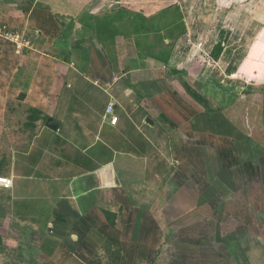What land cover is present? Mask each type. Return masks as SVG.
<instances>
[{"label":"crops","instance_id":"crops-1","mask_svg":"<svg viewBox=\"0 0 264 264\" xmlns=\"http://www.w3.org/2000/svg\"><path fill=\"white\" fill-rule=\"evenodd\" d=\"M151 2L0 0L21 37L0 36L2 264H264L262 67L237 42V65L175 69L170 40L176 74L140 81L154 68L131 58L118 76L84 23Z\"/></svg>","mask_w":264,"mask_h":264},{"label":"rangeland","instance_id":"rangeland-1","mask_svg":"<svg viewBox=\"0 0 264 264\" xmlns=\"http://www.w3.org/2000/svg\"><path fill=\"white\" fill-rule=\"evenodd\" d=\"M173 1L182 6L174 4ZM184 21L193 25L190 33L186 32ZM221 24L222 28L229 32V44L223 45V51L219 54L217 45L209 38L221 36ZM92 33L118 76L122 74L121 69L127 65L129 59L138 58L137 54L149 58L150 67L154 68L152 73L141 71L140 81H149L155 79L154 76L163 77L168 74L165 73L167 70L164 67L170 70V66L174 65L171 62L169 66L167 62L172 47L170 40H179L178 49L181 54L175 62V69L182 65L188 66V61L198 62L201 58L206 60V57L212 62L210 55H221V60L228 65H237L240 52L237 42H241V50L247 51L249 61L253 60V63L260 65L264 73V46L258 45L255 40V36L260 33L264 39V0H152L150 4L143 6H120L116 13L97 18ZM186 34L187 37L192 34L191 39L200 37V40L193 39L191 42L187 38V41L182 43ZM253 36L254 42L256 41L255 48L253 39L250 40ZM225 48L227 51L223 53ZM258 50H261V54ZM218 64L222 67L221 63ZM247 81L264 83V75ZM144 94L143 88H139V95ZM136 96L134 97L138 100ZM137 112L139 114L136 113V117L141 120L143 115H140V111ZM1 262L2 260L0 264Z\"/></svg>","mask_w":264,"mask_h":264},{"label":"built area","instance_id":"built-area-1","mask_svg":"<svg viewBox=\"0 0 264 264\" xmlns=\"http://www.w3.org/2000/svg\"><path fill=\"white\" fill-rule=\"evenodd\" d=\"M0 36L10 39L11 41L14 42H18L19 40H21L20 39L21 37L17 33H11V32L0 33ZM106 114L110 116L109 123L115 126L118 122V118L116 116H113V105H109L107 107ZM0 185L2 187L8 188L10 186V181L6 178H0Z\"/></svg>","mask_w":264,"mask_h":264},{"label":"water","instance_id":"water-1","mask_svg":"<svg viewBox=\"0 0 264 264\" xmlns=\"http://www.w3.org/2000/svg\"><path fill=\"white\" fill-rule=\"evenodd\" d=\"M137 56H138V59H142V60L146 59V56H144L142 54H138ZM146 123L149 125L153 124V122L149 119L146 120ZM46 127L52 131H57L59 129V125L53 119H48V121L46 123Z\"/></svg>","mask_w":264,"mask_h":264},{"label":"trees","instance_id":"trees-1","mask_svg":"<svg viewBox=\"0 0 264 264\" xmlns=\"http://www.w3.org/2000/svg\"><path fill=\"white\" fill-rule=\"evenodd\" d=\"M84 25H85V27L87 28V29H89V30H91V31H94V26H93V24L91 23V21L88 19V21L87 22H85L84 23ZM217 48L219 49V54L221 53V51H222V47L220 46V45H218L217 46ZM217 49V50H218ZM219 56V55H218ZM215 57H217V56H215ZM168 62V61H167ZM167 62H165V65L167 64ZM177 73V71H172V74H176ZM152 80H154V79H152ZM145 81H148V80H145ZM149 81H151V80H149Z\"/></svg>","mask_w":264,"mask_h":264}]
</instances>
